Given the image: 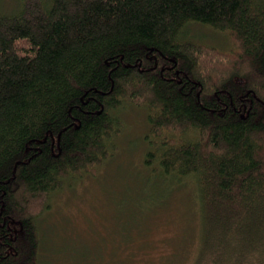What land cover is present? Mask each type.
Wrapping results in <instances>:
<instances>
[{
	"label": "trees",
	"instance_id": "obj_1",
	"mask_svg": "<svg viewBox=\"0 0 264 264\" xmlns=\"http://www.w3.org/2000/svg\"><path fill=\"white\" fill-rule=\"evenodd\" d=\"M127 104L146 107L150 150L124 195L144 188L133 202L151 210L165 177L194 186L197 223L172 264H264V0H0V264L56 259L38 217L107 160L97 177L115 180ZM130 215L125 229L145 222Z\"/></svg>",
	"mask_w": 264,
	"mask_h": 264
},
{
	"label": "rangeland",
	"instance_id": "obj_2",
	"mask_svg": "<svg viewBox=\"0 0 264 264\" xmlns=\"http://www.w3.org/2000/svg\"><path fill=\"white\" fill-rule=\"evenodd\" d=\"M189 28L194 40L224 49L229 44L225 33L209 26L194 24ZM146 111L145 106L131 104L121 111L122 132L129 146L119 147L118 151L127 150L130 160L125 162L127 166L121 164L116 170L118 176L111 184L105 181L101 184L97 176L103 168L102 175H106L119 159L101 164L94 177L85 174L77 181L70 180L55 193L48 208L38 217V227L48 229L46 241L49 247L54 244L51 248L58 254L56 259L48 260L49 264H172L179 246L184 248L190 241L189 229L197 223V200L190 181H179L171 186L170 178L165 177L166 183L160 185L161 190L166 191L163 205H154L151 210L140 209L133 202L134 198L137 203L144 199V188L138 186L132 194L127 191L124 195L125 170L136 165V158L142 161L150 150L145 140L148 134ZM120 143L123 144L121 140ZM145 174L152 172L147 170ZM130 211L132 220L145 222L141 221L140 225L130 222L125 229L123 215ZM75 254L82 259L75 260Z\"/></svg>",
	"mask_w": 264,
	"mask_h": 264
}]
</instances>
